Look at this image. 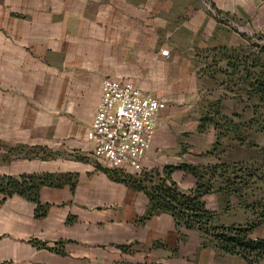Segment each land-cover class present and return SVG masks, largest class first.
<instances>
[{"label":"crops","instance_id":"1","mask_svg":"<svg viewBox=\"0 0 264 264\" xmlns=\"http://www.w3.org/2000/svg\"><path fill=\"white\" fill-rule=\"evenodd\" d=\"M218 11L252 21L264 0H0V175L78 174L74 190L41 188L44 217L19 195L0 205V264H246L204 246L200 233L177 228L167 213L145 218L149 198L98 169L111 168L85 138L108 77L129 78L159 98L194 76L213 102L243 113L244 81L239 90L232 74H198L204 50L249 43ZM171 119L161 112L146 162L166 150L162 128ZM185 177L177 171L173 179Z\"/></svg>","mask_w":264,"mask_h":264},{"label":"rangeland","instance_id":"2","mask_svg":"<svg viewBox=\"0 0 264 264\" xmlns=\"http://www.w3.org/2000/svg\"><path fill=\"white\" fill-rule=\"evenodd\" d=\"M220 18L225 22L231 21L232 27L248 38L249 43H245L243 47H250L256 52L259 47L264 46V14H256L253 23L224 14ZM253 25L258 27L255 28ZM239 53L237 51L234 54L236 56ZM229 60L227 55L215 57V54H210L206 57V54H203L196 64L199 67L198 74L207 75L209 79L214 78L215 72L225 74L228 79L232 74L233 85L239 90L241 82L244 81V101L248 104H238L243 108V113H230L225 108L226 104H221L222 101L213 102L210 99V86L203 87L194 76L187 77L183 81V84L184 82L186 84L181 91L166 93L164 97H159L166 102L164 113L172 118L168 120V125L162 128L161 141L167 146L166 150L161 153L154 165L146 162L139 169H117L140 176L144 170L192 166L197 169L198 175L178 170L187 178L180 181L179 185L185 190H190L195 188L199 181H203L201 176H204L206 181L209 172L216 166H228L222 180L235 185L232 192L214 191L204 197L206 205L210 197L208 199L210 204L218 207L215 210L218 214L217 223L225 226L251 224L264 213V103L261 96L253 91L250 79L247 81L240 74L237 77L235 69L241 73L243 66L238 64L237 68L229 67L231 66ZM237 82L239 84H236ZM227 90L234 92L228 85ZM185 120L187 124H192L190 125L192 130L183 131ZM88 150L92 152L90 144ZM222 180L217 178L212 180L216 190L221 188L219 182ZM154 181L158 183L159 177H155ZM236 188L237 191H233ZM250 237L264 238V222ZM202 238L204 246L214 247L210 239ZM255 264H264V257L259 258V262Z\"/></svg>","mask_w":264,"mask_h":264},{"label":"trees","instance_id":"3","mask_svg":"<svg viewBox=\"0 0 264 264\" xmlns=\"http://www.w3.org/2000/svg\"><path fill=\"white\" fill-rule=\"evenodd\" d=\"M222 14L219 11L216 13L219 22H225L220 18ZM224 15L230 16L228 13ZM242 36L246 37L244 34ZM237 51L240 53L235 56L234 53ZM203 54H206V57L210 54H215V57L218 54L227 55L230 58L229 65L231 66L229 67L232 68H237L238 64L242 65L246 80H251L253 91L261 96V101L264 103V46L259 47L256 52H253L250 47L239 46L238 48L208 49L204 50ZM208 121L212 120L208 119ZM35 156L38 157L37 154ZM97 168L104 171L113 181L123 183L135 191L144 193L149 198V208L145 218L167 213L173 217L177 228L200 233L202 237L210 239L211 244L219 251L240 256L246 264L258 263L259 258L264 257V238L252 239L250 237L252 232L264 222V213L251 224L225 226L217 223V212L210 210L204 201V197L214 191L232 192L235 185L222 180L228 166H216L209 172L210 175L206 181L205 177L201 176L203 181H199L195 188L190 190L181 189L172 175L178 170L198 175L197 169L192 166L180 165L144 170L140 176L117 169L103 168L100 165H97ZM155 177H159L158 183H155ZM216 178L222 180L219 182L221 188L217 190L212 182ZM77 180V173L24 174L18 177L0 175V195L3 196L0 205L8 197L19 195L36 204L37 217H44L48 207L41 204L39 195L41 188L45 186L61 188L69 185L74 190ZM35 244L38 247L47 248L44 243L36 242Z\"/></svg>","mask_w":264,"mask_h":264},{"label":"built area","instance_id":"4","mask_svg":"<svg viewBox=\"0 0 264 264\" xmlns=\"http://www.w3.org/2000/svg\"><path fill=\"white\" fill-rule=\"evenodd\" d=\"M161 56L170 51L162 49ZM165 100L144 92L129 78H106L85 138L92 155L109 168L139 169L148 160Z\"/></svg>","mask_w":264,"mask_h":264}]
</instances>
